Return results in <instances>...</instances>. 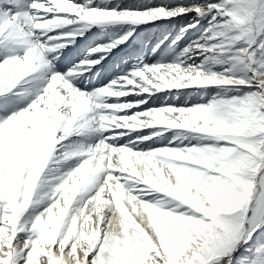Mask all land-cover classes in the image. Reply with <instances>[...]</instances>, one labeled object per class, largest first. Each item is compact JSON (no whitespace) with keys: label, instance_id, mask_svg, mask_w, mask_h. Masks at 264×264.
Listing matches in <instances>:
<instances>
[{"label":"snow or ice","instance_id":"snow-or-ice-1","mask_svg":"<svg viewBox=\"0 0 264 264\" xmlns=\"http://www.w3.org/2000/svg\"><path fill=\"white\" fill-rule=\"evenodd\" d=\"M0 264H264V0H0Z\"/></svg>","mask_w":264,"mask_h":264},{"label":"rangeland","instance_id":"rangeland-1","mask_svg":"<svg viewBox=\"0 0 264 264\" xmlns=\"http://www.w3.org/2000/svg\"><path fill=\"white\" fill-rule=\"evenodd\" d=\"M152 0H150V1H148V0H146V2H149V3H152L151 2ZM177 1H179V0H157V4H159V3H162V2H172V3H177ZM186 2H188V0L186 1ZM156 4V3H155ZM176 25V26H175ZM174 26H172V29H173V31H176L178 28H179V24H175ZM177 27V28H176ZM154 30V31H153ZM152 30V32H153V34H158V32L159 31H162L163 30V28H161V30L159 29L158 31H157V29H153ZM157 31V32H156ZM156 32V33H155ZM136 49L135 48H133V49H129V50H126L127 51V53H128V55H131V54H133L134 53V51H135ZM193 98L194 97H192V98H190L191 100L190 101H194L193 100ZM184 100H189L188 98H185L184 99V97L182 96L181 98H180V102L181 103H183L184 102Z\"/></svg>","mask_w":264,"mask_h":264},{"label":"bare ground","instance_id":"bare-ground-1","mask_svg":"<svg viewBox=\"0 0 264 264\" xmlns=\"http://www.w3.org/2000/svg\"><path fill=\"white\" fill-rule=\"evenodd\" d=\"M148 1H150V0H148ZM152 1H153V2H152ZM152 1H151V2H152L151 4H155V3L157 4V3H158L157 0H152ZM171 1H172V0H171ZM186 1H187V0H179V1H177V3H178V2H186ZM148 3H149V2H148ZM185 22H186V21H184V20H180V19H178L177 22H176V24L181 25V24H183V23H185ZM173 26H174V25H173ZM175 26H176V25H175ZM176 28H177V27H176ZM160 30H161V29H160ZM172 30H173V29H172ZM177 30H178V29H177ZM153 31H154V30H153ZM157 31H158V30H157ZM157 31H156V32H157ZM156 32H155V33H156ZM183 97H184V99H185V98H188L189 100H191L190 98H192V97H185V96H183ZM193 100H195V97L193 98Z\"/></svg>","mask_w":264,"mask_h":264}]
</instances>
